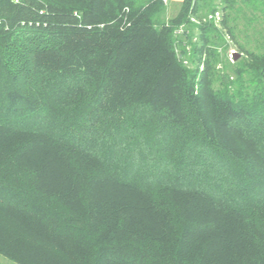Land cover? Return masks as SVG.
I'll use <instances>...</instances> for the list:
<instances>
[{
	"label": "trees",
	"instance_id": "trees-1",
	"mask_svg": "<svg viewBox=\"0 0 264 264\" xmlns=\"http://www.w3.org/2000/svg\"><path fill=\"white\" fill-rule=\"evenodd\" d=\"M168 1L0 0V255L264 264V0Z\"/></svg>",
	"mask_w": 264,
	"mask_h": 264
},
{
	"label": "rangeland",
	"instance_id": "rangeland-1",
	"mask_svg": "<svg viewBox=\"0 0 264 264\" xmlns=\"http://www.w3.org/2000/svg\"><path fill=\"white\" fill-rule=\"evenodd\" d=\"M177 9H178V5H176V3L173 4L170 1H168L167 2V11L165 13V17L173 16L177 12ZM192 20L197 21L193 18H192ZM235 51H236V47L234 46V44L231 43L230 48H229V52H231V54H229L231 61H233V59H234ZM0 264H16V263H14L11 260L7 259L6 257L0 255Z\"/></svg>",
	"mask_w": 264,
	"mask_h": 264
},
{
	"label": "crops",
	"instance_id": "crops-1",
	"mask_svg": "<svg viewBox=\"0 0 264 264\" xmlns=\"http://www.w3.org/2000/svg\"><path fill=\"white\" fill-rule=\"evenodd\" d=\"M179 1H181V0H170V2L173 4L178 3Z\"/></svg>",
	"mask_w": 264,
	"mask_h": 264
},
{
	"label": "water",
	"instance_id": "water-1",
	"mask_svg": "<svg viewBox=\"0 0 264 264\" xmlns=\"http://www.w3.org/2000/svg\"><path fill=\"white\" fill-rule=\"evenodd\" d=\"M235 56V55H234ZM238 56V55H237Z\"/></svg>",
	"mask_w": 264,
	"mask_h": 264
}]
</instances>
